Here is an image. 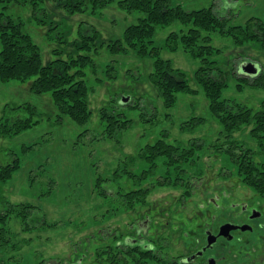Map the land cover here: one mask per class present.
<instances>
[{
    "label": "rangeland",
    "instance_id": "374dc122",
    "mask_svg": "<svg viewBox=\"0 0 264 264\" xmlns=\"http://www.w3.org/2000/svg\"><path fill=\"white\" fill-rule=\"evenodd\" d=\"M172 1L188 11L212 5L218 15L230 19L227 25L244 26L252 18L264 22V0ZM5 5L3 10L0 2V12L23 23L39 47L43 65L51 61L54 47L45 35L47 26H38L34 8L29 4ZM45 7L46 22L66 20L61 29L67 42L75 38L83 22L97 28L98 42L106 44L110 38L121 36L135 17H127L116 2L94 16L88 12L67 15L51 2ZM178 29V23L158 27L153 37L160 58L185 73L192 91L177 94L171 108H165L150 87L148 74L153 59L112 56L105 48L85 68L91 117L82 126L68 118L57 123L51 95L32 93V79L0 81V122L23 105L33 109V119L38 121L16 136L0 134V166L16 161L19 167L0 180V212L7 214L5 223H0V264H140L138 254L126 256L117 249L111 261L108 252L113 240L109 234L126 236L128 225L144 213L157 218L150 234L169 251L172 228L178 229L181 240L182 232L191 225L188 222L198 212L213 209L209 207L212 198L217 197L227 213L237 211L230 208L232 203L264 211V197L245 184L238 165L225 154L229 141H237L252 150L253 161L260 164L264 163V146L251 136L250 127L233 133L232 139L225 137L210 114L202 86L193 80L199 62L181 50L171 52L164 47L167 34ZM210 35L211 44L220 50L215 57L218 67L227 75L222 98L259 110L264 87L251 86L242 67L250 62L257 74L264 75V51L250 42L237 45L218 32ZM126 95L145 97L149 104L144 109L149 110V116L143 117L138 109L127 110L128 127L110 135L99 110L114 96L124 105ZM193 117H202L205 123L189 126ZM160 141L172 146L173 155L148 163L141 156L150 148L163 151L156 144ZM183 149L187 156L181 155ZM185 243L178 239L179 250ZM146 264L158 263L148 259Z\"/></svg>",
    "mask_w": 264,
    "mask_h": 264
},
{
    "label": "trees",
    "instance_id": "16d2710c",
    "mask_svg": "<svg viewBox=\"0 0 264 264\" xmlns=\"http://www.w3.org/2000/svg\"><path fill=\"white\" fill-rule=\"evenodd\" d=\"M0 2L3 4V10L7 8L6 3L11 6L12 3L18 6L31 5L34 8L32 14L36 13L38 26L41 28L47 26L45 35L51 47H54L51 49L52 52L50 51L54 58L43 65L39 47L24 30L23 23L14 21L0 12V81L7 83L32 79L29 83V90L32 93L51 95L53 106L58 113L57 123H61L63 118H68L79 126L89 121L91 111L86 102L89 89L85 82V68L93 64V57H97L103 48L112 56L130 54L141 60L153 59V69L148 74V79L150 87L155 91L157 98L162 99L165 108H171L175 104L177 94L191 93L185 73L174 68L169 60L160 58V49L154 45L153 40L158 27L167 28L178 23L179 29L167 34L164 47L171 52L181 50L199 62L193 80L202 86L210 114L220 124L225 137L232 139L233 133L250 127L251 136L261 147L264 146V100L261 101L260 109L253 111L237 101L222 98V93L227 88V75L218 67L215 57L220 54V50L211 44L210 35L218 32L220 35L231 37L237 45L250 42L264 51V22L260 19L252 18L244 26L227 25L230 19L218 15L212 5L188 11L172 0H0ZM47 2L54 3L67 15L88 12L90 16L100 14L104 8L116 2L118 9L127 17L133 18V15L135 17L134 22L126 26L121 36L110 38L106 44L103 41L98 42L97 28L83 22L76 29L75 38L67 42L65 32L61 29L67 24L66 20L60 23L46 22L44 8ZM245 76H249L246 81L251 86L264 87L263 74L256 72ZM141 97L126 95L128 101L121 105L119 99L114 96L102 105L99 114L101 121L106 123L108 134L115 135L128 127L127 110L138 109L143 117L149 116L147 115L149 110L144 109L149 102L148 100L145 102V97ZM132 102L135 103L134 106L129 105ZM152 106L156 107V104ZM33 117L34 111L29 105L12 109V115L0 122V134L16 136L31 129L38 124ZM204 123L202 117H193L188 125ZM156 144L163 151L150 148L148 153L141 156L148 163H154L158 157L173 155L171 145L161 141ZM228 146L225 148V154L238 165V171L243 175L245 184L264 197V163L256 164L253 161L254 152L244 149L237 141L230 140ZM185 151L186 149H183L182 156H187ZM181 155L179 157H182ZM11 164L14 165L0 166V180L6 179L14 169L19 168L16 161ZM5 216H7L5 211L0 212V223H5L4 219H7Z\"/></svg>",
    "mask_w": 264,
    "mask_h": 264
},
{
    "label": "flooded vegetation",
    "instance_id": "af4514ba",
    "mask_svg": "<svg viewBox=\"0 0 264 264\" xmlns=\"http://www.w3.org/2000/svg\"><path fill=\"white\" fill-rule=\"evenodd\" d=\"M209 203L213 209L198 212L188 222L191 225L182 232L181 240L178 229L172 228L169 238L173 244L169 251L166 245L162 248L163 244L153 241L154 236L150 234L149 229L155 228L157 218L144 213L128 225L126 236H119L117 232L109 234L113 240L109 259L114 260L117 249L126 256L138 254L140 264H146L148 259L158 264H264V211L232 203L230 208L238 209L227 213L217 197ZM178 239L187 241L180 250Z\"/></svg>",
    "mask_w": 264,
    "mask_h": 264
},
{
    "label": "water",
    "instance_id": "95a60500",
    "mask_svg": "<svg viewBox=\"0 0 264 264\" xmlns=\"http://www.w3.org/2000/svg\"><path fill=\"white\" fill-rule=\"evenodd\" d=\"M242 73L245 75H252L256 73V69L252 64H244L242 67Z\"/></svg>",
    "mask_w": 264,
    "mask_h": 264
}]
</instances>
